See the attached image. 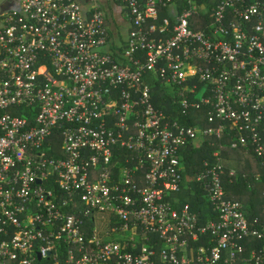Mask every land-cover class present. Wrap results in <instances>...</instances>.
I'll return each instance as SVG.
<instances>
[{"label": "built area", "instance_id": "obj_1", "mask_svg": "<svg viewBox=\"0 0 264 264\" xmlns=\"http://www.w3.org/2000/svg\"><path fill=\"white\" fill-rule=\"evenodd\" d=\"M111 1L131 24L117 52L102 0L0 11V264H264L223 154L253 152L264 182V0ZM193 183L216 219L177 195Z\"/></svg>", "mask_w": 264, "mask_h": 264}, {"label": "trees", "instance_id": "obj_2", "mask_svg": "<svg viewBox=\"0 0 264 264\" xmlns=\"http://www.w3.org/2000/svg\"><path fill=\"white\" fill-rule=\"evenodd\" d=\"M120 48L123 49V47L115 44L113 49L117 52V50L120 51ZM149 81L154 89L153 95L156 105L166 110L170 106L171 112L176 114L175 117L182 119L187 124H195L199 120L197 117L194 118L191 113L183 114L180 106L172 102L171 97L165 92L158 80L150 78ZM214 148L206 141L201 145L187 149L184 175L186 177L194 175V173L202 168L205 159L212 160ZM223 154L227 170L236 168L238 172V176L236 177L230 176L229 173L224 176L227 197L243 202L245 207L252 212V217L258 216L264 218V182L258 183L255 180V174L262 171L259 159L253 152L246 151L245 149L224 148ZM244 175L247 176L244 177ZM203 194V190L197 183H193L190 188H185L181 193L177 194L180 195L181 201L191 203L192 209L200 212L201 223L217 218V214L212 211L211 204Z\"/></svg>", "mask_w": 264, "mask_h": 264}, {"label": "crops", "instance_id": "obj_3", "mask_svg": "<svg viewBox=\"0 0 264 264\" xmlns=\"http://www.w3.org/2000/svg\"><path fill=\"white\" fill-rule=\"evenodd\" d=\"M6 7L1 10L9 9L15 7L18 0H8ZM108 11V25L114 41V45L117 44L121 46L125 43L128 32L131 27L129 20L123 15L120 6L113 4L111 0H102ZM1 4V3H0Z\"/></svg>", "mask_w": 264, "mask_h": 264}, {"label": "flooded vegetation", "instance_id": "obj_4", "mask_svg": "<svg viewBox=\"0 0 264 264\" xmlns=\"http://www.w3.org/2000/svg\"><path fill=\"white\" fill-rule=\"evenodd\" d=\"M6 5H7L6 3H1V4H0V11H1V9H2L3 7H6Z\"/></svg>", "mask_w": 264, "mask_h": 264}, {"label": "rangeland", "instance_id": "obj_5", "mask_svg": "<svg viewBox=\"0 0 264 264\" xmlns=\"http://www.w3.org/2000/svg\"><path fill=\"white\" fill-rule=\"evenodd\" d=\"M8 0H0V3H4V2H7ZM1 19V17H0Z\"/></svg>", "mask_w": 264, "mask_h": 264}, {"label": "water", "instance_id": "obj_6", "mask_svg": "<svg viewBox=\"0 0 264 264\" xmlns=\"http://www.w3.org/2000/svg\"><path fill=\"white\" fill-rule=\"evenodd\" d=\"M40 181V180H39Z\"/></svg>", "mask_w": 264, "mask_h": 264}]
</instances>
